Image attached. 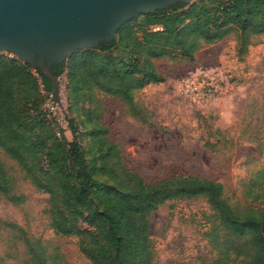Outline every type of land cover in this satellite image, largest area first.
Masks as SVG:
<instances>
[{"label":"trees","instance_id":"obj_1","mask_svg":"<svg viewBox=\"0 0 264 264\" xmlns=\"http://www.w3.org/2000/svg\"><path fill=\"white\" fill-rule=\"evenodd\" d=\"M140 15L144 18L139 22ZM140 15L126 22L114 41L50 66L55 76H67L68 127L76 134L79 126H90L91 144L102 166L96 157L88 164L84 147L75 139L68 141L64 129L46 112L53 87L41 69L9 55H0V149L38 191L49 195L46 212L54 234L80 237V249L92 264H154L149 216L167 201L198 197L207 200L228 240L239 242L225 248L222 245L229 241L213 234V242L222 246L215 264H264V209L236 212L225 198L224 184L210 178L173 176L148 183L121 163L93 108L82 107L84 122L69 118L75 105L94 102L97 93L116 97L135 111V91L165 81L156 59L178 52L192 60L203 47L237 28L245 34L264 33V0H197ZM113 151L119 162L111 164ZM98 174L112 185L104 188ZM9 182L0 166V192H9ZM253 197L264 202V186ZM10 200L19 205L26 196L13 195ZM95 202L102 207L96 214L91 211ZM48 261L68 264L59 247L48 253L40 242L31 245L33 264Z\"/></svg>","mask_w":264,"mask_h":264},{"label":"rangeland","instance_id":"obj_2","mask_svg":"<svg viewBox=\"0 0 264 264\" xmlns=\"http://www.w3.org/2000/svg\"><path fill=\"white\" fill-rule=\"evenodd\" d=\"M155 66L165 81L136 90L135 111L97 93L94 102L75 105L69 118L84 122L82 107L93 108L121 163L148 183L173 176L210 178L224 184L236 212L264 209V202L253 197L264 186V33L237 28L192 60L175 52L156 59ZM64 134L84 147L88 164L96 157L103 165L93 150L90 126H79L76 134L67 126ZM117 162L113 151L110 163ZM0 166L10 179L9 192H0V264H33L31 245L39 242L48 253L59 247L68 264H92L80 249V237L54 234L46 212L49 195L38 191L1 149ZM96 177L104 188L112 185L107 176ZM19 194L26 200L15 205L10 199ZM101 208L95 202L91 211ZM149 225L154 264H215L222 246L239 243L228 240L203 197L167 201L149 216ZM213 234L229 242L215 244Z\"/></svg>","mask_w":264,"mask_h":264},{"label":"water","instance_id":"obj_3","mask_svg":"<svg viewBox=\"0 0 264 264\" xmlns=\"http://www.w3.org/2000/svg\"><path fill=\"white\" fill-rule=\"evenodd\" d=\"M195 0H0V53L40 68L60 102L59 77L50 66L115 40L140 14Z\"/></svg>","mask_w":264,"mask_h":264},{"label":"built area","instance_id":"obj_4","mask_svg":"<svg viewBox=\"0 0 264 264\" xmlns=\"http://www.w3.org/2000/svg\"><path fill=\"white\" fill-rule=\"evenodd\" d=\"M65 74L59 76V95L60 102H57L53 93L49 94V100L45 105V110L51 118H54L55 122L63 129L69 125L68 119V100L66 95V82ZM58 136H61V132H58Z\"/></svg>","mask_w":264,"mask_h":264}]
</instances>
